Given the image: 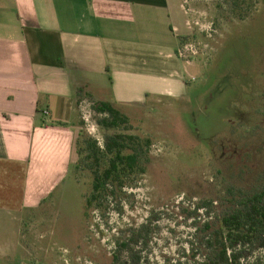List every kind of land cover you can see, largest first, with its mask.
Listing matches in <instances>:
<instances>
[{
	"label": "rangeland",
	"instance_id": "374dc122",
	"mask_svg": "<svg viewBox=\"0 0 264 264\" xmlns=\"http://www.w3.org/2000/svg\"><path fill=\"white\" fill-rule=\"evenodd\" d=\"M178 2L186 13L177 21L185 31L179 52L189 61L182 96L119 110L129 123L118 130L97 125L93 105L109 101L107 91L76 100L81 130L99 144L117 132L151 141L137 188L85 216L89 172L71 168L45 203L27 208L23 175L0 170V264H113L114 256L121 264L127 254L116 243L142 226L147 239L129 250L143 264L199 263L204 224L217 228L244 196L264 191V0H249L241 21L231 0ZM86 114L96 137L81 119ZM256 259L264 261V252L243 264Z\"/></svg>",
	"mask_w": 264,
	"mask_h": 264
},
{
	"label": "crops",
	"instance_id": "0c3cea01",
	"mask_svg": "<svg viewBox=\"0 0 264 264\" xmlns=\"http://www.w3.org/2000/svg\"><path fill=\"white\" fill-rule=\"evenodd\" d=\"M182 15L178 0H0V170L23 175L24 207L77 161L79 95L121 111L182 96Z\"/></svg>",
	"mask_w": 264,
	"mask_h": 264
},
{
	"label": "trees",
	"instance_id": "16d2710c",
	"mask_svg": "<svg viewBox=\"0 0 264 264\" xmlns=\"http://www.w3.org/2000/svg\"><path fill=\"white\" fill-rule=\"evenodd\" d=\"M238 20H244L241 11L249 0H231ZM180 46V43H179ZM93 110L101 118L97 125L103 130H118L127 127L128 117L108 102H97ZM61 125V124H60ZM75 141L77 161L74 173L89 172L91 190L85 197V216L91 211H106L108 203L127 190L136 189L147 171L148 150L151 141L137 136L115 133L105 135L102 144L89 137L81 130ZM127 130V129H126ZM130 192V194H132ZM206 232L201 242L205 252L203 259L195 264H243L249 254L255 250L264 252V191L252 196H244L234 209L224 214L217 228L204 224ZM147 230L142 226L128 240L117 242L119 254L126 252L127 258L121 264H143V259L136 252L129 250V243L134 246L145 242ZM197 256L194 253L193 258ZM120 256L113 257V264H118ZM246 264H264L256 259Z\"/></svg>",
	"mask_w": 264,
	"mask_h": 264
},
{
	"label": "built area",
	"instance_id": "2783aa9c",
	"mask_svg": "<svg viewBox=\"0 0 264 264\" xmlns=\"http://www.w3.org/2000/svg\"><path fill=\"white\" fill-rule=\"evenodd\" d=\"M187 51V49H185ZM180 56L183 57V54L181 52H179ZM84 110L82 109L81 112H83ZM81 119L84 121V125L85 128L87 130V132L92 136V137H96V125L94 123H92V121H90V117L89 114L87 115H82Z\"/></svg>",
	"mask_w": 264,
	"mask_h": 264
}]
</instances>
